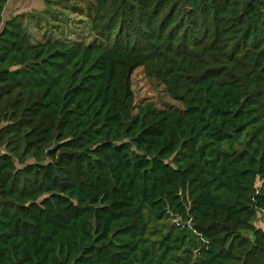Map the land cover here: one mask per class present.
Here are the masks:
<instances>
[{"label":"trees","instance_id":"obj_1","mask_svg":"<svg viewBox=\"0 0 264 264\" xmlns=\"http://www.w3.org/2000/svg\"><path fill=\"white\" fill-rule=\"evenodd\" d=\"M8 1L0 264H264V0Z\"/></svg>","mask_w":264,"mask_h":264},{"label":"rangeland","instance_id":"obj_2","mask_svg":"<svg viewBox=\"0 0 264 264\" xmlns=\"http://www.w3.org/2000/svg\"><path fill=\"white\" fill-rule=\"evenodd\" d=\"M46 6L45 0H9L2 12V18L5 22L14 15L33 14L41 15L43 22L45 21L43 11L46 9ZM83 23L84 22H81L80 25ZM72 29L75 30V28ZM74 36H76V34H74ZM132 80L137 104L135 113L138 111L140 105L147 102H153L158 109H184L182 103L170 97L164 85L146 76L143 67H139L135 70ZM256 225L264 229V212L258 214Z\"/></svg>","mask_w":264,"mask_h":264}]
</instances>
